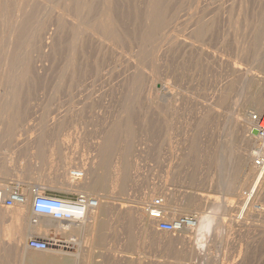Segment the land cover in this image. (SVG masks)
I'll use <instances>...</instances> for the list:
<instances>
[{
    "label": "rangeland",
    "instance_id": "rangeland-1",
    "mask_svg": "<svg viewBox=\"0 0 264 264\" xmlns=\"http://www.w3.org/2000/svg\"><path fill=\"white\" fill-rule=\"evenodd\" d=\"M0 31V187L78 194L46 181L82 155L102 201L70 255L0 248V264H264V178L242 160L264 102V0H0ZM157 198L166 220L209 229L158 231Z\"/></svg>",
    "mask_w": 264,
    "mask_h": 264
},
{
    "label": "bare ground",
    "instance_id": "bare-ground-1",
    "mask_svg": "<svg viewBox=\"0 0 264 264\" xmlns=\"http://www.w3.org/2000/svg\"><path fill=\"white\" fill-rule=\"evenodd\" d=\"M102 1V0H101ZM62 2V1H61ZM106 2V1H105ZM5 3V2H4ZM80 3V2H79ZM99 3V2H98ZM29 4V3H28ZM103 4V3H102ZM114 4V3H113ZM73 5V4H72ZM13 6V5H12ZM89 6V5H88ZM93 8H94V6H93ZM24 9V8H23ZM88 9V8H87ZM24 11V10H23ZM65 11V10H64ZM25 12V11H24ZM32 12V11H31ZM73 13V12H72ZM19 14V13H18ZM86 14V13H85ZM24 15V14H23ZM72 15V14H71ZM89 16V15H88ZM87 16V17H88ZM7 17V16H6ZM30 17V16H29ZM21 18V17H20ZM95 18V17H94ZM106 19V18H105ZM104 19V20H105ZM20 21V20H19ZM29 21V20H28ZM30 22V21H29ZM92 23V22H91ZM97 23V22H96ZM111 23V22H110ZM29 24V23H28ZM26 25V24H25ZM27 26V25H26ZM84 27V26H83ZM21 28V27H20ZM115 29V28H114ZM2 30V29H1ZM12 31V30H11ZM1 32V31H0ZM23 32V31H22ZM117 32V31H116ZM10 34V33H9ZM10 37H11V35H10ZM186 38V37H185ZM171 39V38H170ZM179 39H180V37H179ZM15 40V39H14ZM188 40V39H187ZM8 41V40H7ZM183 41V40H182ZM184 42L185 41H183V43L182 44H184ZM11 43V42H10ZM175 43V42H174ZM187 43H188V41H187ZM192 43V42H191ZM9 44V43H8ZM189 44V43H188ZM187 44V45H188ZM13 45V44H12ZM5 46V45H4ZM11 46V45H10ZM18 47V46H17ZM8 48V47H7ZM14 48V47H13ZM19 48V47H18ZM17 51V50H16ZM2 62V61H1ZM11 64V63H10ZM12 65V64H11ZM25 65V64H24ZM23 65V66H24ZM30 65V64H29ZM15 66V65H14ZM22 66V71L21 72H19V73H21V74H19V73H17L16 75H18L19 74V76L21 77H19L21 80H22V78H24V76L26 75V73H28L29 71H30V68L28 69H26L25 67H23ZM4 67V66H3ZM29 67H31V66H29ZM2 68V67H1ZM5 68V67H4ZM7 68V67H6ZM235 68H237V67H235ZM242 68V67H241ZM26 69V70H25ZM238 69V68H237ZM8 70H10V69H8ZM17 70V69H16ZM2 71V70H1ZM4 71V70H3ZM2 71V72H3ZM35 71V70H34ZM239 71V70H238ZM9 73H11V72H9ZM30 73V72H29ZM7 74H8V72H7ZM33 74V73H32ZM9 75H11V74H9ZM27 76V75H26ZM37 76V75H36ZM16 77V76H15ZM14 77V78H15ZM18 77H16V78H18ZM13 79V78H12ZM20 79H18L17 81H19ZM15 80V79H14ZM10 81V80H9ZM16 81V82H17ZM15 82V81H14ZM20 82V81H19ZM7 83V82H6ZM8 84H9V82H8ZM10 85V84H9ZM18 86V85H17ZM167 86V85H166ZM21 89V88H20ZM166 89V88H165ZM153 91V90H152ZM11 92V91H10ZM155 92V91H154ZM8 95H10L9 93H7ZM14 93L12 92L11 93V95L10 96H12V98H13V102L12 103H15V101H16V99H17V97H19L18 95L16 96V94H15V96L13 95ZM7 95V96H8ZM6 96V97H7ZM9 96V97H10ZM14 96V97H13ZM5 97V98H6ZM11 98V97H10ZM8 100H9V98H7ZM8 100H7V102H8ZM12 100V99H11ZM17 100H19V99H17ZM1 101V100H0ZM9 102H10V100H9ZM256 104H257V106H258V109H257V111H258V113H263L264 112V102L262 101V100H256V102H255ZM16 104V103H15ZM12 105V111H10V112H8V111H6V112H8V114H10L11 116H12V118H13V116H14V114H17L18 112H17V109H16V106L17 105ZM4 105V104H3ZM18 106H19V104H18ZM5 107H6V105H5ZM11 107V106H10ZM9 107V108H10ZM7 110H9V109H7ZM16 110V112H14ZM155 112H153V114H154ZM7 114V115H8ZM152 114V113H151ZM157 114V113H156ZM162 114V113H161ZM166 116V115H165ZM240 117V116H239ZM7 118H8V116H7ZM152 118H155V116L153 117V115H152ZM242 118V117H241ZM158 119V118H157ZM245 119V118H244ZM7 121H9V119L7 120ZM154 122V121H153ZM231 122V121H230ZM174 123V122H173ZM242 123V122H241ZM62 124V123H61ZM154 124V123H153ZM235 124V123H234ZM230 125V124H229ZM231 126V125H230ZM241 126V125H240ZM243 126V125H242ZM262 128H264V121H263V123L260 125ZM181 127V126H180ZM246 127L248 128V129H250V132L252 133V129L254 128V127H256V128H258V126H257V124L255 123V122H253L252 121V119H251V117H250V119L248 120V122H247V125H246ZM152 128V127H151ZM150 128V129H151ZM165 133V132H164ZM158 134V133H157ZM248 134H249V132H248ZM250 135V134H249ZM252 137L255 139L254 141H256V143H255V145L254 146H252L253 147V149H256L254 152H250V153H248V154H245V156L243 157L244 159H242L243 160V167H244V172H245V174H246V176L248 177V180H249V177H253V176H255V175H257V174H259V179H258V181L260 182V180L262 179V178H264V167H259V166H257L256 165V163H255V158L257 157V156H264V135L263 134H261L260 132L258 133V135H252ZM179 138V137H178ZM63 139V138H62ZM79 139V138H78ZM253 140V139H252ZM173 141V140H172ZM65 142V141H64ZM111 142V141H110ZM158 143V142H157ZM114 144V143H113ZM179 145V144H178ZM100 149V148H99ZM104 149V148H103ZM106 153H104V155H105ZM85 155V154H84ZM107 155V154H106ZM69 156V155H68ZM118 156V155H117ZM154 156V155H153ZM50 157V156H49ZM66 158H65V161H64V159H63V161H64V164L62 165V168H63V170L64 171H62V173H64L65 172V175H64V177H65V179H62V180H59V177L61 178V176L60 175H58L59 177H58V179H57V177L55 178V179H50L49 178V180L47 179V184L49 183V185H52V186H57V187H59L60 189H63V190H67V191H76V192H78L79 191V193L80 192H82V193H84V194H87V193H90L92 190H93V187H94V185H95V179L93 178V174L95 173L94 171V169H96V168H94L95 166L94 165H96L95 164V161H94V159L92 158V157H84V156H80V158H78L79 160H78V162L80 163V165H81V169H69L70 167V165H71V163L73 162L72 161V159L73 160H75L74 159V157L72 158V157H67V156H65ZM100 158V157H99ZM178 159V158H177ZM52 161H54V160H52ZM77 161V160H76ZM62 162V161H61ZM78 164V163H77ZM76 164V165H77ZM75 165V166H76ZM61 166V165H60ZM59 166V167H60ZM72 167H73V165H71ZM67 167H69V168H67ZM153 167V166H152ZM77 168H79V167H77ZM57 169V168H56ZM68 169L70 170V171H68ZM60 171H61V169H60ZM113 171V170H112ZM118 171V170H117ZM58 172V171H57ZM74 173H82L83 174V177L82 178H76V177H74ZM121 173V172H120ZM1 174H2V172H0V178H1ZM59 174V173H58ZM116 174H117V172H116ZM244 174V175H245ZM44 176V175H43ZM96 176V175H95ZM119 176V175H118ZM120 177V176H119ZM242 178H243V176H242ZM3 179H4V177H3ZM121 179V178H120ZM243 180V179H242ZM247 180V181H248ZM82 181V182H81ZM262 181V180H261ZM42 182V181H41ZM240 182H241V178H240ZM249 182V181H248ZM117 183V182H116ZM226 183V182H225ZM236 183V182H235ZM247 183V182H246ZM258 183V182H257ZM45 184V183H44ZM44 184H42L41 185V183L39 184V185H37V186H39V187H42V188H45L46 186L44 185ZM230 184V183H229ZM236 186H238V185H236ZM245 186V185H244ZM163 187V186H162ZM226 187V186H225ZM229 187H231V184L229 185ZM228 186H227V188L228 189H230ZM234 187H235V185H234ZM50 188H52L51 186H50ZM54 188V187H53ZM226 188V189H227ZM236 188H239V187H236ZM246 188H247V186H246ZM223 189H225V188H223ZM225 189V190H226ZM254 190H252L250 193H249V195L247 196V197H245L244 199H245V204H244V206H242L243 207V209H242V211H241V213L242 212H244L245 210H246V208H248V206H250L251 204H252V200H253V197H254V194H255V191H256V188L254 187L253 188ZM164 190V189H163ZM162 190V191H163ZM231 190V189H230ZM241 190V189H240ZM167 191V190H166ZM241 192V191H240ZM93 193V192H92ZM97 193V192H96ZM98 195V194H97ZM239 195V194H238ZM98 199H99V208H100V206H101V204H102V201H101V198L99 197V196H96ZM243 197V196H242ZM210 198V197H209ZM145 199H147V197H145ZM208 199V198H207ZM215 199V198H214ZM217 199V198H216ZM215 199V200H216ZM221 199V198H220ZM223 199H224V197H223ZM234 199V198H233ZM255 199V198H254ZM235 200V199H234ZM241 200V199H240ZM223 201V200H222ZM221 201V202H222ZM225 201H227V200H225ZM242 201V200H241ZM254 201V200H253ZM229 202H230V200H229ZM243 202V201H242ZM31 203H32V200H30V197L29 196H27V199H26V202L24 203V204H21V205H17V208H16V212H17V209H18V216H19V214H24L26 211H27V208L29 207V205H31ZM232 203V202H231ZM239 203V202H238ZM226 204V203H225ZM235 204V203H234ZM256 204V203H255ZM237 205V204H236ZM239 205V204H238ZM241 205V204H240ZM221 206V205H220ZM16 207V206H15ZM14 207V208H15ZM222 207H224L225 208V206L222 204V206H221V209H222ZM241 207V206H240ZM251 207V206H250ZM13 208V209H14ZM99 208L98 209H96L95 211H92V212H90L89 213V215H88V218H87V220L83 223V224H79V225H76V226H74V225H65V223H64V225H59V224H56V223H54V222H52V220H46V219H43L42 221H41V229H39V230H47L48 231V228L50 227V226H55V232H61V233H69V234H72V233H75V232H84L85 230H90V229H93L94 228V224H93V220H92V218H95V214H96V212H98L97 210H99ZM229 208V207H228ZM3 209V208H2ZM7 209V208H6ZM231 209V208H230ZM254 209H256L255 207H254ZM253 209V210H254ZM12 210V209H11ZM143 210V209H142ZM225 210V209H224ZM251 210V209H250ZM8 211H10V210H8ZM31 211V210H30ZM228 211V210H227ZM257 211H259V210H257ZM264 211V210H263ZM3 212V211H2ZM6 212V211H5ZM11 213L13 212L14 213V210L13 211H10ZM145 212V211H144ZM249 212V211H248ZM12 213V214H13ZM143 213V212H142ZM259 213V212H258ZM263 213V212H262ZM3 214V213H2ZM8 214V213H7ZM138 214H140V213H138ZM252 214H253V212H252ZM6 215V214H5ZM17 214H15V215H13V216H11V217H13L14 218V216H16ZM98 215V213L96 214V216ZM142 215V214H141ZM140 215V216H141ZM1 216V215H0ZM4 216V215H3ZM2 216V217H3ZM25 216V215H24ZM143 216V215H142ZM249 216V215H248ZM6 217V216H5ZM8 218H9V216H8ZM18 217L16 216V218L15 219H17ZM26 218H27V216H26ZM51 218V217H50ZM49 218V219H50ZM238 218H240V217H238ZM242 218V217H241ZM4 219V218H3ZM19 219V218H18ZM17 219V220H18ZM20 220V219H19ZM95 220V219H94ZM11 221H12V219H11ZM141 221V220H140ZM207 221V220H206ZM206 221H205V219L203 218V217H197L196 216V218H195V221H194V227L193 228H191V229H186L187 231H190L191 233L192 232H195V231H199V230H202L203 228H206L207 227V225L208 224H210V223H212V221H210V218H209V220H208V222H207V224H205L206 223ZM97 222V221H96ZM95 222V223H96ZM205 222V223H204ZM230 223V222H229ZM19 224H20V222H19ZM73 224V223H72ZM246 225V224H245ZM8 226V225H7ZM20 226V225H19ZM11 227H12V224H11ZM11 227H10V231H11ZM22 227V226H21ZM21 227H19V232H21ZM26 228V227H25ZM96 228V227H95ZM208 228V227H207ZM8 229V228H7ZM6 229V230H7ZM18 229V228H17ZM209 229V228H208ZM9 230V229H8ZM28 230V229H27ZM205 230V233H206V229H204ZM10 231H8V233H10ZM18 231V230H17ZM40 231V232H41ZM94 231V230H93ZM159 231V230H158ZM4 232H6V231H4ZM27 232V231H26ZM54 232V233H55ZM8 233H7V235H8ZM11 233H12V231H11ZM15 233V232H14ZM53 233V234H54ZM208 233H209V231H208ZM13 234V233H12ZM18 234V233H17ZM45 234V233H44ZM46 234H48V233H46ZM161 234V233H160ZM165 234V233H164ZM21 235V234H20ZM26 235H27V233H26ZM56 235H57V233H56ZM192 235V234H191ZM207 234H205V236H206ZM12 236V235H11ZM16 236V235H15ZM18 236V235H17ZM16 236V237H17ZM53 236H55V235H53ZM57 236H59V234L57 235ZM91 236V235H90ZM190 236V235H189ZM188 236V240H190L192 237H189ZM7 237V236H6ZM10 237V236H9ZM21 237V236H20ZM33 237V236H32ZM187 237V236H186ZM5 238V237H4ZM26 238V237H25ZM92 238V237H91ZM185 238V237H184ZM190 238V239H189ZM194 238H195V236H194ZM193 238V239H194ZM22 239V238H21ZM192 239V240H193ZM214 239V238H213ZM54 240V239H53ZM57 240V239H56ZM19 241V240H18ZM185 241H187V240H185ZM200 241V240H199ZM198 241V247H199V254L201 253H203V254H206V252L208 253V251L206 250V245H200V243L201 242H199ZM20 242V241H19ZM56 242V241H55ZM192 242V241H191ZM190 242V243H191ZM27 243V242H26ZM205 244V243H204ZM19 245H21L18 249L20 250H22L23 251V253H25V255H27V254H29V252H31V249H29L28 248V246H26V244L24 245V243H23V245L22 244H20L19 243ZM56 245V244H55ZM208 246V245H207ZM16 248H17V246H15ZM74 247V246H73ZM69 247L66 245V244H63L60 248H50V249H48V250H46V252L48 251V252H53L54 253V256L55 257H57V258H60V259H63V258H65L66 256H68V255H70V252H68L66 249H68ZM193 248V247H192ZM209 250H210V247L208 248ZM191 250H193V249H191ZM196 251H198V249H196ZM195 251V252H196ZM47 252V253H48ZM22 253V254H23ZM192 253H193V251H192ZM210 253V252H209ZM209 253L207 254V256L209 257ZM198 254V253H197ZM200 254V255H201ZM24 255V254H23ZM193 255V254H192ZM195 255V254H194ZM197 256H199V255H197ZM206 255H205V258L207 257ZM212 257H213V255H211ZM210 256V257H211ZM24 257H26V256H24ZM76 257V256H75ZM204 257V256H203ZM211 257V258H212ZM77 259V258H76ZM199 259H200V257H199ZM208 260H211V259H208ZM206 261V260H205ZM208 262V261H207ZM213 262H214V260H213ZM203 264H206V262L205 263H203Z\"/></svg>",
    "mask_w": 264,
    "mask_h": 264
},
{
    "label": "built area",
    "instance_id": "built-area-1",
    "mask_svg": "<svg viewBox=\"0 0 264 264\" xmlns=\"http://www.w3.org/2000/svg\"><path fill=\"white\" fill-rule=\"evenodd\" d=\"M263 114H252L251 119L258 126L259 132L264 135L262 124ZM259 167H264V156H258L255 161ZM79 169V168H76ZM74 177L82 178V173H74ZM51 189L32 186L29 189L22 187L18 183H10L6 187H0V206L13 208L26 202L29 193L32 195V210L36 216L45 215L61 222H71L83 224L90 212L99 208V199L84 193L74 195L60 196L52 194ZM164 199L157 198L149 205L147 213L150 219L157 223L159 231L182 232L194 227V216L186 215L174 220H166L163 210ZM36 221V219H35ZM53 241L50 239L32 238L29 242V248L38 251H46L53 247Z\"/></svg>",
    "mask_w": 264,
    "mask_h": 264
},
{
    "label": "crops",
    "instance_id": "crops-1",
    "mask_svg": "<svg viewBox=\"0 0 264 264\" xmlns=\"http://www.w3.org/2000/svg\"><path fill=\"white\" fill-rule=\"evenodd\" d=\"M27 189H29L28 187L26 188V191ZM51 193L52 194H58L60 196H66L65 194H62L61 192L59 191H56V190H53L51 189ZM29 197L31 198L32 200V195L29 193ZM3 208V209H2ZM14 208V207H13ZM13 208H7L4 207V206H0V248H16L15 246H17V248H19L23 243L24 245L26 244V246H28L29 248V242L32 238H42V239H50L51 241H53L54 243L53 244V247L52 248H60L63 244H66L69 248H74L73 246L76 245V240L73 238L74 236V233L72 234H69V233H61V232H55L54 230L56 229L55 226H50L48 228V231L47 230H39L41 229V221L43 219H46V220H52V222L56 223V224H59V225H79V224H76V223H71V222H61V221H57V220H54L53 218H50L49 216H45V215H40V216H36L32 210V206L29 205V207L27 208V211L22 215V214H19L18 216V209H17V212H16V208L17 206L13 209ZM12 209V210H11ZM13 211L14 210V213L12 214L10 211ZM31 210V211H30ZM3 211V212H2ZM6 211V212H5ZM3 213V214H2ZM8 213V214H7ZM6 214V215H5ZM17 214L16 216L20 219H15L16 216L11 217L13 215ZM4 215V216H3ZM25 215V216H24ZM3 216V217H2ZM6 216V217H5ZM9 216V218H8ZM27 216V218H26ZM4 218V219H3ZM50 218V219H49ZM12 219V221H11ZM36 219V221H35ZM20 222V224H19ZM11 224H12V227H11ZM76 224V225H75ZM8 225V226H7ZM20 225V226H19ZM22 226V227H21ZM10 227H11V231H10ZM19 227H21V232H19ZM26 227V228H25ZM9 230H8V229ZM18 228V229H17ZM7 229V230H6ZM28 229V230H27ZM18 230V231H17ZM6 231V232H4ZM8 231H10V233H8ZM27 231V232H26ZM41 231V232H40ZM15 232V233H14ZM55 232V233H54ZM8 233V235H7ZM18 233V234H17ZM27 233V235H26ZM45 233V234H44ZM48 233V234H46ZM54 233V234H53ZM59 234V236L56 235ZM21 234V235H20ZM12 235V236H11ZM17 237H16V236ZM55 235V236H53ZM7 236V237H6ZM10 236V237H9ZM21 236V237H20ZM33 236V237H32ZM5 237V238H4ZM26 237V238H25ZM22 238V239H21ZM54 239V240H53ZM57 239V240H56ZM65 239V240H64ZM20 242H19V241ZM56 241V242H55ZM27 242V243H26ZM56 244V245H55ZM104 246V245H103ZM97 248L99 249V244H97ZM31 249V248H29ZM33 250V249H31ZM98 256H99V253L100 251L98 250ZM0 254H3V251L0 250Z\"/></svg>",
    "mask_w": 264,
    "mask_h": 264
},
{
    "label": "water",
    "instance_id": "water-1",
    "mask_svg": "<svg viewBox=\"0 0 264 264\" xmlns=\"http://www.w3.org/2000/svg\"><path fill=\"white\" fill-rule=\"evenodd\" d=\"M258 133H259V129L256 128V127H254V128L252 129V134H253V135H258Z\"/></svg>",
    "mask_w": 264,
    "mask_h": 264
}]
</instances>
